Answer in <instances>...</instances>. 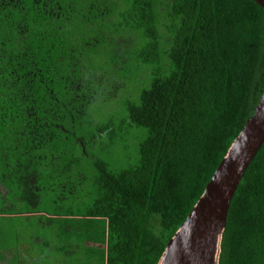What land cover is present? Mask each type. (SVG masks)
I'll use <instances>...</instances> for the list:
<instances>
[{"label": "trees", "instance_id": "16d2710c", "mask_svg": "<svg viewBox=\"0 0 264 264\" xmlns=\"http://www.w3.org/2000/svg\"><path fill=\"white\" fill-rule=\"evenodd\" d=\"M263 89L254 0H0V264H158ZM218 264H264V143Z\"/></svg>", "mask_w": 264, "mask_h": 264}, {"label": "water", "instance_id": "95a60500", "mask_svg": "<svg viewBox=\"0 0 264 264\" xmlns=\"http://www.w3.org/2000/svg\"><path fill=\"white\" fill-rule=\"evenodd\" d=\"M264 8V0H254ZM264 143V89L204 193L170 241L158 264H218L228 209L250 162Z\"/></svg>", "mask_w": 264, "mask_h": 264}, {"label": "rangeland", "instance_id": "374dc122", "mask_svg": "<svg viewBox=\"0 0 264 264\" xmlns=\"http://www.w3.org/2000/svg\"><path fill=\"white\" fill-rule=\"evenodd\" d=\"M14 227L16 229H18V228L19 229L20 228L25 229L23 226H20L17 223L14 224ZM25 246H26V248L23 249V257H22L23 259L19 260L20 264H32V263H34V264H55V263H58V262H56L57 258L53 257L52 255H48L49 257L45 258L44 255H43V250L44 249L41 250V249H37V248H32L30 250V248H29L30 245L28 246V244H26V243L22 244L21 247L24 248ZM14 256H17V253L14 252ZM30 257L33 258L34 262H28L29 261L28 259H30ZM80 259H81V261L83 263L86 262L84 259H82V257H80ZM69 260H71V258ZM50 261H52V263H50ZM72 262H73V259H72Z\"/></svg>", "mask_w": 264, "mask_h": 264}]
</instances>
